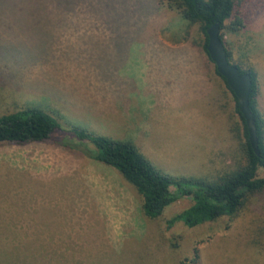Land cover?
Wrapping results in <instances>:
<instances>
[{
  "label": "rangeland",
  "instance_id": "374dc122",
  "mask_svg": "<svg viewBox=\"0 0 264 264\" xmlns=\"http://www.w3.org/2000/svg\"><path fill=\"white\" fill-rule=\"evenodd\" d=\"M114 1L115 21L103 12L101 29H43L48 54L0 58V115L36 106L62 126L44 143L0 145V264H264V195L236 216L169 227L191 199L151 220L119 172L80 150L94 146L74 126L132 141L164 174L214 181L237 167L247 141L201 26L164 0H135V9L132 0ZM237 5L243 28L223 31L226 47L232 64L257 73L264 119V0ZM40 30L0 29V53Z\"/></svg>",
  "mask_w": 264,
  "mask_h": 264
},
{
  "label": "trees",
  "instance_id": "16d2710c",
  "mask_svg": "<svg viewBox=\"0 0 264 264\" xmlns=\"http://www.w3.org/2000/svg\"><path fill=\"white\" fill-rule=\"evenodd\" d=\"M132 1V7L135 9V0ZM164 1L180 10L183 18L190 25L201 26L205 37L202 47L210 60L207 50L209 39L206 34L208 27L220 23V37L225 46L223 31L225 29L237 31L240 27L243 28V19L239 15L241 12L237 10V0ZM114 2V0H0V29H41L39 38L23 47L2 50L0 58H5V53L11 55V58L17 56L20 58L21 55L38 58L48 54L51 44L43 29H101L103 12L106 13L110 9V14L114 15L115 21L119 7ZM122 8L121 16L124 17L129 8L124 9L123 6ZM140 11L141 9H138L133 12L136 14ZM119 19L121 20L120 17ZM228 21H231L229 25H227ZM109 27L113 28V25ZM11 35L15 36L12 38L20 40L19 32ZM23 42L28 41L23 40ZM226 50L228 60L232 64V52L227 47ZM233 65L240 70L241 74L249 73L252 76L250 107L256 119L260 155L255 153L250 144L245 119L240 113L235 97L237 112L244 123L247 141L242 145L243 158L237 167L217 180L173 177L156 169L132 141L98 135L78 126H74L70 132L78 140L88 141L94 146L93 150L80 148L83 155L113 168L136 189L141 196L142 211L147 218L159 219L167 207L182 198L191 199V205L168 221L169 227L176 221H182L188 227L194 228L216 221L224 215L236 216L251 197L264 195V178L258 177L259 169L264 168V119L257 107L256 99L259 93L257 73L254 70H243L239 65ZM216 73L222 77L217 69ZM223 80L225 81L224 78ZM228 89L231 91L229 87ZM61 127L56 116L36 106L2 114L0 115V145L44 143L52 139ZM67 146L73 145L67 143ZM172 187L176 188V193L172 192ZM198 257V251H196L192 261L196 262ZM25 261L27 264L42 262ZM25 261L21 264H25ZM181 264H192V262L184 260Z\"/></svg>",
  "mask_w": 264,
  "mask_h": 264
},
{
  "label": "water",
  "instance_id": "95a60500",
  "mask_svg": "<svg viewBox=\"0 0 264 264\" xmlns=\"http://www.w3.org/2000/svg\"><path fill=\"white\" fill-rule=\"evenodd\" d=\"M220 33V23H215L206 29L209 39L207 50L218 73L225 79L228 87L237 98L240 113L247 126L250 144L255 153L260 155L256 119L250 107L253 87L252 76L249 73L241 74L240 70L229 62L226 46L221 40Z\"/></svg>",
  "mask_w": 264,
  "mask_h": 264
}]
</instances>
